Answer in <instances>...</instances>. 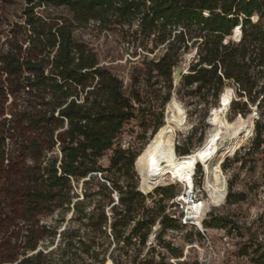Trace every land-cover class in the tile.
Returning <instances> with one entry per match:
<instances>
[{
  "label": "trees",
  "instance_id": "1",
  "mask_svg": "<svg viewBox=\"0 0 264 264\" xmlns=\"http://www.w3.org/2000/svg\"><path fill=\"white\" fill-rule=\"evenodd\" d=\"M41 7L64 8L69 18L41 15L37 11ZM91 21L101 27H131L136 21L132 40L149 53L165 48L151 62L155 75L168 83L163 104L171 99L180 56L193 46L197 61L182 76L184 86L196 84L189 95L206 98L214 90L218 98V89L229 80L246 103L264 105V0H0V38H5L0 42V264H56L38 250L41 240L53 243L57 235L56 228L40 224V218L56 212L64 216L71 210L80 227H67L60 236L77 237L79 246L66 241L62 256L79 249L103 264L102 240L111 238L128 247L136 238L144 248L158 220L156 242L176 259L172 264H199L188 261L183 248L162 239L165 231L182 228L177 217L165 214L162 200L155 208L145 207L133 171L141 183V151L116 145L124 124L144 110L143 102L139 94L127 96L121 79L101 66L85 43L74 39L73 26ZM235 33L236 40L225 41ZM239 102L231 101L228 110L242 113ZM163 125L153 129L154 139ZM263 143L264 124L256 122L248 153ZM175 149L178 156L189 153ZM108 153L104 166L101 161ZM196 171L199 186L200 164ZM79 184L81 197L76 192ZM94 186L98 191L90 190ZM174 186L156 191L174 198ZM113 193L118 195L116 203ZM226 199L235 203L243 196L229 190ZM141 211L144 218L138 217ZM208 216L203 228L222 226L220 217L212 212ZM150 249L140 260L134 256L132 264H166L164 257L155 261L149 256ZM111 261L120 264L113 257ZM72 262L69 257L63 264ZM253 262L264 264V258Z\"/></svg>",
  "mask_w": 264,
  "mask_h": 264
},
{
  "label": "rangeland",
  "instance_id": "2",
  "mask_svg": "<svg viewBox=\"0 0 264 264\" xmlns=\"http://www.w3.org/2000/svg\"><path fill=\"white\" fill-rule=\"evenodd\" d=\"M37 11L47 17L69 18V13L64 8L41 7ZM137 27L136 21L131 27L126 25L101 27L95 21H91L87 25L73 26L74 39L85 43L96 54L100 65L121 79L124 93L127 96L139 94L143 102L141 108L144 110L124 124L122 133L116 139V145H120L124 149L131 148L136 153L141 151L139 162L142 157L143 168L144 154L154 141L153 136H151L153 129L160 123H165L167 117L177 118L184 125V129L176 131L174 141L176 146L188 151L199 147L205 140L209 128L214 124L221 123V118L223 119L224 116L229 121L235 119L234 123L224 124L225 130L237 132L231 142L227 145L223 143V146L213 155L210 162L211 165H214L219 159H222L223 162L225 158H229L224 162V167L222 166V173L228 187L226 196L230 190L235 195H242L243 200L228 203L225 197L224 201L210 203L202 219H210L208 214L212 212V216L221 218L222 226L219 228H204L200 231L195 226H183L179 222L182 228L165 231L162 239L176 247L183 248L184 256L190 262L197 261L199 264H254V258L259 256L264 258V143L255 152L248 153V150L255 137V123L264 124V105L261 104L256 108L254 104L253 107L252 104L246 103L245 97L238 96V88L235 83L229 80H225L223 86L218 89V98H214V90H210L206 98L189 95V92L195 89L196 84L186 87L183 85L182 77L176 82L174 75L169 96L171 99L168 103L163 104L169 91L168 83L155 75V71H152L151 62L156 61L163 54L165 48L161 46L154 53H149L147 49L139 46L138 42L130 38ZM236 37V33L232 34L226 37L225 41L233 42ZM4 40V37L0 38L1 43ZM151 47L152 45L149 43L147 48ZM196 61L195 48L190 46L189 50L180 56L178 65L182 67L185 65L183 68L186 67L185 69L189 73L190 66ZM226 88L231 90L230 97L224 95ZM232 98L235 101H240L239 107L242 113L231 108L226 111ZM243 103H246V106H243ZM236 150L238 152L234 156ZM108 157L109 153L101 161L104 166L108 165ZM200 167L203 171V177L199 186H196V182H198L200 174L196 171V165L192 167V171L194 169L192 172L193 185L197 199L207 202L208 192L204 186V168L202 164ZM133 171L136 175L137 188L145 196V207L155 208L159 205V200H162V205L165 206V214L175 219L179 212L177 205L173 203V198H164L156 189L173 184L175 186L171 192L176 196L183 191L184 184L166 176L167 180L164 184L154 187L150 192H145L141 188L140 175L138 176L135 168ZM126 181L124 178V185ZM89 188L91 191H98L99 189L95 186ZM76 192L80 197L82 196L81 184L77 186ZM112 197L116 203L118 195L113 193ZM97 198L99 196H95L94 199ZM93 205L94 203L90 204L89 207ZM108 208L106 207V210L110 214ZM138 217L144 218L145 214L141 211ZM40 224L56 228L57 231L53 243L50 242L49 238H44L39 242L38 250L49 254L46 258L47 261L51 260L56 264H63L71 257L73 264H101V262L94 261L93 258L81 253L79 249H72L67 252V255H61L63 243L66 241L71 240L75 247L79 246L77 237H67V239L60 236L61 231L67 227L71 230L80 227V223L74 220L72 210L65 213L64 216L57 212L51 216H43L40 218ZM132 225L125 230V235L128 234ZM159 231L160 224L157 220L151 227L144 248H139L136 238L131 239L132 244L128 247L125 245L123 247L122 242L119 244L112 242L111 238L102 240V242L104 241V249H106L103 264H114L111 261L112 257L119 260L120 264H132L131 261L134 256L139 255L138 260L142 259L148 248H151L148 255L153 256L155 261L164 257V263L172 264L176 259L165 248L157 245L156 236ZM18 238L17 236L14 239ZM109 241L111 242L109 243ZM152 249L154 250L152 251ZM126 251L127 255H125ZM102 257L103 255L100 256V259H103Z\"/></svg>",
  "mask_w": 264,
  "mask_h": 264
},
{
  "label": "bare ground",
  "instance_id": "3",
  "mask_svg": "<svg viewBox=\"0 0 264 264\" xmlns=\"http://www.w3.org/2000/svg\"><path fill=\"white\" fill-rule=\"evenodd\" d=\"M185 68H183L184 73H187ZM230 91L229 88H226L224 95L230 97ZM225 123L226 116L223 119L221 118V123L214 124L209 128L205 140L199 147L189 151L187 154L178 156L175 149L174 135L177 130L184 129V125L177 118L167 117L156 138L144 154L141 188L145 192H150L154 187L164 184L167 180L166 176H169L170 179L178 180L181 184H184L186 189L187 187L191 188L193 179L192 167L196 164H202L205 174L204 186L208 192V201L198 200L195 205L188 203L192 209L190 214L195 218L196 224L201 226V219L210 203L224 201L226 197L228 187L222 173V159H219L216 163L214 162V165H211L210 162L213 155L223 146V143L227 145L237 134L236 131L225 130ZM183 199L189 202V193L187 195L184 194ZM201 227L203 228V225Z\"/></svg>",
  "mask_w": 264,
  "mask_h": 264
},
{
  "label": "built area",
  "instance_id": "4",
  "mask_svg": "<svg viewBox=\"0 0 264 264\" xmlns=\"http://www.w3.org/2000/svg\"><path fill=\"white\" fill-rule=\"evenodd\" d=\"M193 177V176H192ZM193 181V179H192ZM189 193V202H187L186 200L183 199V195L184 194H188ZM173 203H175L178 207V220L182 225L188 226H195L197 227L200 231L203 230V228L196 224L195 218L190 214L192 209L189 207L188 203H192L193 205H195V202L198 201L197 196L195 195V189H194V185L192 182V187H187V189L184 186L183 191L176 195L173 199ZM204 219H201V223L203 222Z\"/></svg>",
  "mask_w": 264,
  "mask_h": 264
},
{
  "label": "water",
  "instance_id": "5",
  "mask_svg": "<svg viewBox=\"0 0 264 264\" xmlns=\"http://www.w3.org/2000/svg\"><path fill=\"white\" fill-rule=\"evenodd\" d=\"M183 74H186V73H184L183 67L181 65H178L175 69L174 74H173L176 82L182 77ZM134 165H135V163H134Z\"/></svg>",
  "mask_w": 264,
  "mask_h": 264
}]
</instances>
